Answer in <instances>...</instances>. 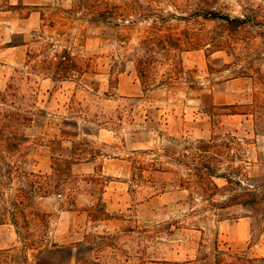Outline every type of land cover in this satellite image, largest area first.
Segmentation results:
<instances>
[{
	"label": "rangeland",
	"instance_id": "obj_1",
	"mask_svg": "<svg viewBox=\"0 0 264 264\" xmlns=\"http://www.w3.org/2000/svg\"><path fill=\"white\" fill-rule=\"evenodd\" d=\"M261 7L264 0H0V118L21 119L13 153L0 159L14 167L0 199L29 206L16 225L9 215L0 225V264H264V223L226 208L222 191L207 200L184 184L193 148L213 138L223 169L264 170L253 117L222 109L252 104L256 92L230 68L210 70L233 62L226 51L161 47L168 34L220 36V22L195 15L201 8L240 17ZM144 12L167 21L161 42L143 41L154 31V19H136ZM122 13L132 28L115 27ZM63 50L84 72L53 81L39 68ZM11 132H0V144Z\"/></svg>",
	"mask_w": 264,
	"mask_h": 264
},
{
	"label": "trees",
	"instance_id": "obj_2",
	"mask_svg": "<svg viewBox=\"0 0 264 264\" xmlns=\"http://www.w3.org/2000/svg\"><path fill=\"white\" fill-rule=\"evenodd\" d=\"M135 9L133 13L138 15L142 8L139 1L134 2ZM119 17L115 21V27L118 30L130 29L135 25V21H129L128 17L122 14H116ZM197 17H202L209 21H218L224 28V32L220 36H210L206 34H199L194 37H187L185 42L180 38L174 37L172 34L162 37H157L156 33L162 31L167 21L159 22L158 16L144 12L136 19L149 20L154 19L151 29L154 31L152 35L146 37L144 42H148L152 39L158 38L162 43L161 47H165L168 52L172 49H178L181 51L182 45H185L189 49H200L207 47L206 51L210 54L226 51L233 57V62L229 65H224V69L210 68L211 71L223 72L225 68H230L232 71L233 79H246L252 84L254 94V101L252 104L243 105H231L224 106L222 109L229 110V115H243L252 116L254 124V133L256 136L264 134V125H260V121L264 119V9L263 7L254 10L248 8L247 12L240 17H231L229 14H223L211 8H201L196 12ZM153 17V18H152ZM125 18L127 23L125 24ZM120 21V22H119ZM160 24V25H159ZM154 36V37H153ZM46 50H50L53 44H43ZM141 67L138 68L139 76L143 79L142 83L146 84L149 81L148 71L142 67L144 62L141 60ZM42 67L39 69L46 74L47 78L53 81H67L74 78L84 72L83 66L78 63L76 57H74L69 51L63 50L61 53L56 52L52 59L44 60ZM177 65V64H176ZM176 67V66H175ZM174 67V68H175ZM173 68V69H174ZM171 69V72L174 70ZM183 71V68L176 67L175 71ZM174 76V74H170ZM1 96V95H0ZM7 122H3V118H0V132L5 130L12 131V136H5L4 140H1L0 144V159L2 160L3 154L13 153V147L17 145L14 142V138L17 137L14 131L15 126L18 125L20 119L19 113H10L6 117ZM5 135V134H4ZM3 137V136H2ZM216 139L213 138L210 141H200L194 148L193 152L189 156V178L184 182L189 189H194L196 195L204 199L213 198L221 191L225 193L227 202L226 208L240 207L247 211L248 217L254 218L259 222L264 223V170L257 177H250L246 172H243V167L234 168L228 166L223 169V158L225 152L221 151V146L216 143ZM16 143V144H15ZM261 156L260 165L264 166V158ZM227 158L231 162L235 157H230L227 154ZM13 166L5 164L3 162L0 165V186L3 188L11 186L10 174L13 170ZM8 180V182H2V180ZM215 179H222L226 182L224 188H219L215 183ZM31 190L26 194V198L31 193L36 192L33 186H30ZM3 193L0 191V196ZM17 197V196H15ZM3 199H0V225L5 224V218L7 215L11 217L12 224H17V217L23 215V211L28 209L21 200L13 198L9 205H4ZM4 205V206H2ZM264 262V259L261 260Z\"/></svg>",
	"mask_w": 264,
	"mask_h": 264
}]
</instances>
